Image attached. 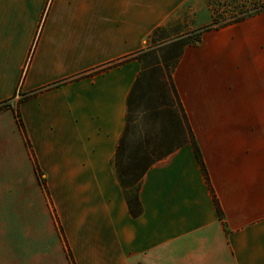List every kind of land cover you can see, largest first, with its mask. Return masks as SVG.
<instances>
[{"label":"crops","instance_id":"1","mask_svg":"<svg viewBox=\"0 0 264 264\" xmlns=\"http://www.w3.org/2000/svg\"><path fill=\"white\" fill-rule=\"evenodd\" d=\"M208 12L0 0V104L16 106L0 110V264H264V12L205 32L174 71L210 184L187 143L147 171L134 218L113 165L143 64L104 68Z\"/></svg>","mask_w":264,"mask_h":264},{"label":"trees","instance_id":"2","mask_svg":"<svg viewBox=\"0 0 264 264\" xmlns=\"http://www.w3.org/2000/svg\"><path fill=\"white\" fill-rule=\"evenodd\" d=\"M209 4L211 5V2ZM260 12L264 11L257 13ZM252 15L254 14L219 17V14L214 11L212 15L213 24L194 31L192 33L194 35L193 37L192 34L188 36H180L178 34L175 37L171 35L167 36L166 33H168L170 28L159 27L149 38L148 42L152 46H150L148 51L143 50L136 55L110 64L104 68L107 69L120 65L130 59H138L143 64V70L134 83L128 97V113L125 129L120 138L113 161L117 178L125 194L129 212L134 218L140 217L143 213L139 193L147 171L158 161L166 158L187 143L193 144L202 170L210 184L209 174L202 153L176 88L173 75L186 46L199 43L202 35L209 30L235 24ZM163 42L168 43L161 46L160 51L155 52L151 48ZM27 98L26 95L20 100L24 101ZM144 99L148 102L146 112L157 117L155 123L158 124V130L133 137L131 135L132 115L137 104ZM17 117L20 126L24 129V123L19 109L17 110ZM43 184L46 185L44 179ZM212 193L217 204L218 212L223 217V212L213 189ZM70 257L72 263L75 264L72 253H70Z\"/></svg>","mask_w":264,"mask_h":264},{"label":"rangeland","instance_id":"3","mask_svg":"<svg viewBox=\"0 0 264 264\" xmlns=\"http://www.w3.org/2000/svg\"><path fill=\"white\" fill-rule=\"evenodd\" d=\"M208 3V9H209V24L206 26H209L213 24L212 15L215 11L217 14H219V17H226V16H243L247 14H256L259 11H264V0H206ZM211 2V5L209 4ZM211 16V19H210ZM222 20V18H221ZM220 20V22H221ZM204 26V27H206ZM203 27V28H204ZM170 30L166 35H171L172 37H175L178 35H190L194 31L192 30L190 25L186 23H179L177 25L169 26ZM202 29V28H201ZM194 35L192 34V37ZM168 42H163L161 44H157L153 48L155 52H158L161 50V46L167 44ZM150 46H152L149 42L147 43V48L145 51H148L150 49ZM14 101H7L5 104L0 105V109L3 108H11L16 109V106L14 105ZM150 105V104H149ZM146 107H148V102L146 99L139 102L137 104L136 108L134 109V113L132 115V122H131V135L137 136L139 134H147L154 132L158 130V124L155 122L157 121L156 115H152L151 113L146 112Z\"/></svg>","mask_w":264,"mask_h":264},{"label":"built area","instance_id":"4","mask_svg":"<svg viewBox=\"0 0 264 264\" xmlns=\"http://www.w3.org/2000/svg\"><path fill=\"white\" fill-rule=\"evenodd\" d=\"M23 96H26V95H21V98H22Z\"/></svg>","mask_w":264,"mask_h":264}]
</instances>
